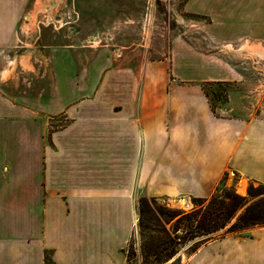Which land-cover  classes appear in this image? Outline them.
<instances>
[{
    "label": "crops",
    "instance_id": "0c3cea01",
    "mask_svg": "<svg viewBox=\"0 0 264 264\" xmlns=\"http://www.w3.org/2000/svg\"><path fill=\"white\" fill-rule=\"evenodd\" d=\"M233 1L264 42V0ZM28 2L0 0V264H125L140 194L208 197L227 170L264 183V117L216 115L181 82L191 61L113 67L103 87L59 76L48 98L7 94ZM186 264H264V225L210 239Z\"/></svg>",
    "mask_w": 264,
    "mask_h": 264
},
{
    "label": "rangeland",
    "instance_id": "374dc122",
    "mask_svg": "<svg viewBox=\"0 0 264 264\" xmlns=\"http://www.w3.org/2000/svg\"><path fill=\"white\" fill-rule=\"evenodd\" d=\"M36 1L29 0L20 20L19 46L14 53L18 62L14 61L8 81L2 83L7 94L48 98L59 76L67 77L66 82L69 77H76L75 82L82 87L96 82L98 87H103L105 72L113 67L139 73L146 64L164 60L173 61L174 70L180 72L188 60L193 62L194 78L182 83L203 86L207 81H220L207 86L216 115L243 119L264 117V56L238 50L243 40L263 46L264 42L259 40V35L250 38L249 16L239 14L236 1L40 0L45 8L32 16ZM257 3L253 28L260 30L264 28V1ZM22 56L28 58V67L20 63ZM215 73L222 79H206ZM61 124L62 121L55 122L54 126ZM257 184L227 170L211 194L223 187L245 196L249 186ZM140 202L145 219L142 228L138 225ZM160 207L188 212L194 208L193 197L140 194L136 221L125 248V264H186L193 252L205 243L196 246L194 241H189L168 259L155 255V251L143 256L144 240L157 234L162 225ZM242 210L243 207L238 209L235 216ZM173 221L165 224V228ZM248 232L249 229L242 233Z\"/></svg>",
    "mask_w": 264,
    "mask_h": 264
},
{
    "label": "trees",
    "instance_id": "16d2710c",
    "mask_svg": "<svg viewBox=\"0 0 264 264\" xmlns=\"http://www.w3.org/2000/svg\"><path fill=\"white\" fill-rule=\"evenodd\" d=\"M219 82L207 81L203 86L201 85L208 100L207 86ZM211 109L214 112L212 106ZM193 204L194 208L188 212L159 208L162 225L157 229V234L144 240L143 256L146 257L151 251H155V255L168 259L181 245L189 241H194L193 245L198 246L200 243L229 233L246 236L243 231L255 225H264V183L261 182H258L257 186L250 185L245 196L219 187L210 197H193ZM241 207L243 210L235 216ZM138 209L140 215L138 225L142 228L145 220L142 202L139 203ZM173 219L172 225L165 228L164 225ZM222 229L224 231L216 235Z\"/></svg>",
    "mask_w": 264,
    "mask_h": 264
},
{
    "label": "bare ground",
    "instance_id": "6f19581e",
    "mask_svg": "<svg viewBox=\"0 0 264 264\" xmlns=\"http://www.w3.org/2000/svg\"><path fill=\"white\" fill-rule=\"evenodd\" d=\"M45 8V6H43V4L40 2V0H37L34 8L31 12V15L34 16L35 12L43 10ZM226 47L230 48L232 47L231 44H226ZM240 51L245 50V52L247 54H257L259 56H264V46L262 44H256V43H249L248 41L243 42L242 44L239 45V49ZM14 60L12 62L11 67L9 68H5L2 72H1V76L2 77H6L12 70L13 66H14ZM20 63L26 67H28L29 62H28V58L26 56H22Z\"/></svg>",
    "mask_w": 264,
    "mask_h": 264
}]
</instances>
